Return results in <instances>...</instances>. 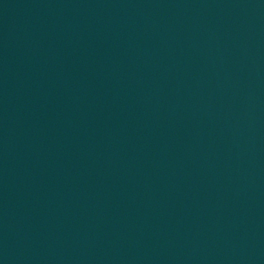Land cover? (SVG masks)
<instances>
[{
    "label": "water",
    "instance_id": "95a60500",
    "mask_svg": "<svg viewBox=\"0 0 264 264\" xmlns=\"http://www.w3.org/2000/svg\"><path fill=\"white\" fill-rule=\"evenodd\" d=\"M0 264H264V0H0Z\"/></svg>",
    "mask_w": 264,
    "mask_h": 264
}]
</instances>
